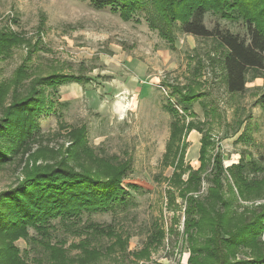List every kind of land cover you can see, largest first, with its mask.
Instances as JSON below:
<instances>
[{
    "label": "rangeland",
    "instance_id": "obj_1",
    "mask_svg": "<svg viewBox=\"0 0 264 264\" xmlns=\"http://www.w3.org/2000/svg\"><path fill=\"white\" fill-rule=\"evenodd\" d=\"M138 19L123 21L108 8L93 9L89 0H0V27L8 26L23 39L8 58L0 57V83L9 80L21 65L31 78L52 72L79 76L84 83L59 86L52 96V109L40 116V148L47 155L66 154L68 133L84 126L93 157L87 165L130 166L122 181L126 206L85 213L68 229L55 220L53 242L64 240L69 256L80 252L71 244L85 239L104 252L115 238L86 228L95 223L127 241L125 251L116 244L115 251L101 256L96 264H189L190 246L184 232L186 197L207 195L214 156L220 155L224 169L241 158L264 165V113L257 103L264 92V78L249 74L243 92L228 93L220 67L211 59L216 50L212 39L197 38L174 27V38L169 41L149 25L144 12ZM203 22L209 29L247 37L241 20L231 22L207 12ZM188 84L203 93L192 103L191 113L176 105L174 92ZM169 106L176 107L178 114L173 116ZM188 123L208 132L213 144L204 158L206 170H200V191L184 197L175 179L180 174L175 173L179 170L175 171L173 161L176 146L184 143L181 181L186 182L190 171L201 165L202 134L196 129L188 132ZM83 156L88 158L87 153ZM256 176L261 180L264 172ZM20 178L18 162L6 165L0 170V191ZM220 181L224 198H231L230 188L236 197L234 214L248 215L264 203V193L254 191L242 200L230 177L226 181L222 175ZM157 230L163 232L160 243L150 247L148 258L137 262L131 253L145 246ZM28 232L39 237L31 228ZM259 239L264 244V230ZM15 244L32 263L43 256L33 243L19 239ZM242 252L238 259L251 257L254 250Z\"/></svg>",
    "mask_w": 264,
    "mask_h": 264
},
{
    "label": "trees",
    "instance_id": "obj_2",
    "mask_svg": "<svg viewBox=\"0 0 264 264\" xmlns=\"http://www.w3.org/2000/svg\"><path fill=\"white\" fill-rule=\"evenodd\" d=\"M89 4L96 10L108 8L123 21L138 22V16L144 12L149 25L169 41L174 38V27L197 38L212 39L216 50L211 59L220 67L221 81L228 93L243 92L249 74L251 78H264V0H89ZM207 12L231 22L241 20L246 25L247 37L207 28L203 22ZM22 40L8 26L0 27V57L8 58ZM29 74L21 65L9 80L0 83V170L18 162L21 174L16 184L0 191V264H96L101 256L113 253L116 244L120 243L125 251L127 241L123 242L121 235L107 226L90 223L86 226L88 230L113 237L114 242L101 252L91 247L88 240H81L78 245L71 244L80 252L69 256L64 240L52 241L53 221L68 229L80 222L85 213H105L126 206L127 190L122 181L130 166L104 162L87 165L86 161L93 157L84 126L68 133L70 147L66 148V154L47 155L40 148L43 136L38 120L52 109V96L59 86L84 81L73 74L52 72L32 78ZM26 79L29 82L25 83ZM174 92L176 105L187 113L192 112V103L203 95L190 84L175 88ZM257 103L264 113V92ZM169 107L173 116L178 114L176 107ZM176 129L181 132V128ZM186 129L188 132L196 129L202 136L201 165L198 170L190 171L186 182L180 179L185 172L182 169L184 143L176 146L173 161L175 171L179 170L175 173L180 174H174L184 197L200 191V170H206L204 158L207 148L213 144L209 133L198 125L188 123ZM84 153L88 154L87 159H83ZM212 161V185L207 195L202 199L186 197L184 232L190 246L189 264H264V244L259 239L264 230V203L256 205L248 215L234 214L236 197L230 188L231 198L225 199L220 181L222 175L226 181L230 177L237 197L246 200L248 193H264V177L259 180L256 176L264 172V165L241 158L237 164L224 169L218 154ZM29 228L39 237L29 235ZM162 237L163 232L157 230L145 246L131 253L133 258L137 262L148 258L150 247L158 245ZM19 239L37 245L43 252L41 259L33 263L26 260L15 244ZM248 249L254 250L251 257L237 258Z\"/></svg>",
    "mask_w": 264,
    "mask_h": 264
}]
</instances>
